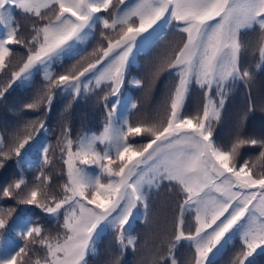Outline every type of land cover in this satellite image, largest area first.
Wrapping results in <instances>:
<instances>
[{
	"label": "snow or ice",
	"instance_id": "1",
	"mask_svg": "<svg viewBox=\"0 0 264 264\" xmlns=\"http://www.w3.org/2000/svg\"><path fill=\"white\" fill-rule=\"evenodd\" d=\"M17 11L33 20L30 38L22 34ZM98 26L101 41L87 60L86 46ZM0 29V74L10 71L0 98L13 85L30 86L36 74L44 87L24 105L31 111L50 112L58 94L75 100L108 90L99 98L105 120L98 134L74 140L65 124L53 148L48 126L38 116L8 143L0 136V168L13 157L19 166L35 154L39 170L31 184L21 170L18 179L0 188V200L34 206L58 224L63 220L62 232L51 235L31 216L10 224L15 209L0 205V264H89L109 232L115 233L119 252L109 264H120L127 249L137 248L131 222L141 210L147 220L149 193L165 182L178 190L179 204L173 230L162 239L163 251L153 253L150 264H179L175 253L182 243L193 251L189 264H216L237 240L241 247L232 264H254L264 253V135L246 133L245 117L226 145L214 135L231 85H247L264 70V0H0ZM255 29L259 38L251 53H258V60L249 67L242 64L249 49L241 34ZM172 30L182 35V43L153 61L149 75L154 83L167 72L175 84L162 114L133 123L137 104L122 97V88L138 57L150 54ZM13 45L27 53L15 70L10 68ZM77 57L63 72L53 70L54 64ZM131 83L144 82L133 77ZM194 85L204 92V103L188 113ZM249 147L259 148L258 156L244 158ZM57 149L65 181L59 195L43 170ZM188 217L191 229H186ZM7 232L16 233L23 245L8 239Z\"/></svg>",
	"mask_w": 264,
	"mask_h": 264
},
{
	"label": "trees",
	"instance_id": "2",
	"mask_svg": "<svg viewBox=\"0 0 264 264\" xmlns=\"http://www.w3.org/2000/svg\"><path fill=\"white\" fill-rule=\"evenodd\" d=\"M16 18L22 25V34L25 38H30V26L33 20L26 18L19 11L16 12ZM3 30L0 29V35ZM259 38L258 29L243 32L241 39L244 41L249 51L243 56L242 64L254 67L258 60V53L253 55L251 49L257 46ZM101 41L100 28L96 30L95 39L90 40L86 46L85 56L87 60L93 59L90 53ZM183 37L175 30L169 32L167 39L162 41L150 54H141L138 57V64L130 71L124 87L122 88V97L131 96L134 98L137 109L131 111V120L133 123L139 120L154 119L162 114L166 105L171 88L175 84V79H167L168 73L164 72L154 83H150L149 70L153 61L160 57L167 48L182 43ZM13 56L10 58V68L15 70L23 63L26 58V50L19 46L13 45ZM78 57L72 60L65 59L62 63L54 64L53 70L57 73L68 69L72 64L76 63ZM87 60L82 61L86 63ZM79 66V65H78ZM255 79L249 84L237 82L231 85L228 98L223 110L222 120L215 126L214 135L218 143L227 144L236 132L241 117H245L244 131L248 134L256 136L264 135V70L254 73ZM133 77H139L144 83L143 86L137 87L132 85ZM10 79V71L6 70L4 74H0V87H3ZM44 87V81L41 74H36L30 83V86L20 87L13 85L11 89L0 98V136L9 142L11 135L18 129L22 128L25 123L36 117H42L47 126V139L56 147L58 134L61 127L65 124L71 127L72 138L75 140L79 136L88 133H99L102 131L103 122L105 120V110L100 97L108 90L97 91L93 95L73 99L67 94H58L53 102L51 111L42 113L31 111L24 108V105L33 98L38 90ZM113 97L109 98V107ZM204 103V92L196 87H192L186 104V111L194 113L201 108ZM71 105L67 111L66 106ZM252 109L251 111L249 109ZM136 142H145L143 137H136ZM259 154V148H246L243 150L244 158H255ZM33 165L32 168L28 164ZM38 160L35 154H32L24 163L17 165V158L13 157L4 162V167L0 168V188L14 182L19 178L21 170L26 180L31 184L39 170L36 168ZM259 167V166H258ZM64 166L59 160V151L56 150L53 163L44 167L46 175L52 177L51 190L59 195V185L63 184ZM150 212L147 220L141 212H137L136 218L132 223V234L138 239L137 248L133 251L131 248L126 250L123 257L120 258V264H150L153 253L161 249V242L165 234L172 232V222L175 217L176 209L179 204L178 190H170V185L165 182L159 189H152L149 193ZM0 205L11 206L15 209L13 216L10 218L11 224L18 216H31L34 225L42 226L48 234L56 235L62 232L59 224L63 223L61 218L59 224L47 214L42 213L34 206L17 204L15 200L4 198L0 200ZM193 227L191 217L186 219V229ZM8 239L22 246L24 241L14 232L5 233ZM31 247V245H29ZM239 240L235 241L225 251L216 264H232L235 254L240 250ZM98 254L89 257V264H109V261L118 257V245L115 239V233H107L103 235L98 244ZM42 255V250L37 249ZM259 251V250H258ZM176 258L179 264H189L193 257V251L182 243L176 250ZM34 259V257H33ZM254 264H264V253L255 256Z\"/></svg>",
	"mask_w": 264,
	"mask_h": 264
}]
</instances>
